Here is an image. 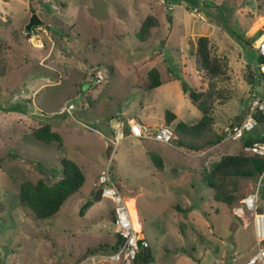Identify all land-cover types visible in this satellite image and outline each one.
Masks as SVG:
<instances>
[{
    "label": "rangeland",
    "instance_id": "obj_1",
    "mask_svg": "<svg viewBox=\"0 0 264 264\" xmlns=\"http://www.w3.org/2000/svg\"><path fill=\"white\" fill-rule=\"evenodd\" d=\"M32 14L42 24L26 30ZM148 15L157 24L140 40L136 33ZM260 31L264 0H0V59L5 63L0 76V264L103 260L116 239L113 203L107 198L95 202L93 194L112 138L110 117L156 126L169 110L177 117L171 127L177 120L197 122L202 113L180 86L207 88L195 54L200 35L210 39L211 55L226 65L211 111L214 132L222 140L192 151L175 139L167 145L123 138L114 154L113 180L151 251L149 264H244L257 246L254 211L242 199L256 193L257 208L264 212V177L222 180L220 191L231 197L229 202L215 199L200 178L221 155H246L244 139L264 137V121L239 140L223 131L244 116L253 96L264 97L255 50ZM152 67L161 85L144 90L141 84ZM70 103L74 109L67 110ZM38 122L51 124L61 144L27 135ZM152 154L161 157L162 169L153 165ZM62 158L81 168L85 182L54 217L34 219L17 203L18 185L57 180Z\"/></svg>",
    "mask_w": 264,
    "mask_h": 264
},
{
    "label": "trees",
    "instance_id": "obj_2",
    "mask_svg": "<svg viewBox=\"0 0 264 264\" xmlns=\"http://www.w3.org/2000/svg\"><path fill=\"white\" fill-rule=\"evenodd\" d=\"M157 24L156 19L148 15L142 21L136 36L140 40H145L149 35V30ZM262 34L260 31L255 39ZM264 34V33H263ZM262 34V35H263ZM260 36V39L263 36ZM239 38V37H238ZM195 54L200 68L204 71L208 78V85L205 90L199 91L194 88L187 87L181 83V91L187 94V97L192 105L199 109L202 113L200 119L188 124L182 120H177L172 126L175 140L178 145L192 151H199L202 148L217 144L222 140V137L214 132L213 117L211 116L212 103L217 99L216 81L219 78L226 76V65L218 58L211 55L210 39L206 35H200L196 39ZM256 61H261L256 54ZM111 73L110 66H107ZM5 72V63L0 59V76ZM161 85L159 71L152 67L147 71L146 77L141 86L144 90H150ZM176 114L172 111H164V123L171 126L176 120ZM258 123L264 121V115L256 114ZM33 139L42 143L56 142L61 144L62 137L57 130L53 129L49 123H40L38 126L31 128L27 133ZM199 141V142H198ZM255 141L264 142V137L261 139H249L245 141V145H250ZM223 154L214 163L211 169L201 176V181L209 188L214 190V198L229 202V196H224L220 189L222 180L229 177L240 178H255L259 175L264 177V156H256L251 154ZM150 160L153 165L158 168H163V161L159 155L152 154ZM3 159L0 158V164ZM61 177L55 181H45L42 178L35 181L23 180L19 183L16 192L17 203L27 208L34 219L44 220L54 217L63 203L74 193L78 192L85 182V176L81 168L71 159H60ZM87 203L80 207L79 214H82ZM178 210H181L179 205H175ZM263 211L257 208V213ZM113 220V217H112ZM120 242L119 237L112 245L109 251L117 248ZM147 255L145 260L142 259V251L136 256L133 264H149L152 261V254L148 247H145Z\"/></svg>",
    "mask_w": 264,
    "mask_h": 264
},
{
    "label": "built area",
    "instance_id": "obj_3",
    "mask_svg": "<svg viewBox=\"0 0 264 264\" xmlns=\"http://www.w3.org/2000/svg\"><path fill=\"white\" fill-rule=\"evenodd\" d=\"M194 11L197 12L196 8ZM255 50L261 60L258 62L259 73L264 75V38L256 42ZM73 108L74 105L71 103L67 106V110ZM257 113L264 115V97H252L243 119L239 123L223 128L226 137L231 140H239L245 133L252 131L258 124ZM111 121H113L112 138L109 139V144L106 146L105 166L98 174L95 187L100 189L102 198L110 199L113 203L112 223L115 235L119 237L120 242L115 250L102 255L103 260L98 264H133L136 256L144 251L146 240L140 235L139 227L135 226L128 207L114 183L112 170L114 154L120 140L126 137L151 139L169 145L175 136L172 127L165 123L150 126L131 118L124 120L119 115H114ZM242 150L251 155L264 156V142L255 141L250 145H243ZM249 196L252 197L250 205L247 204L246 198ZM256 196V193L250 194L242 199L243 206L254 211L253 233L257 246L256 251L246 259L244 264H264V248L262 246L264 242V218H262L264 212L257 213ZM239 211L243 212V208L240 207Z\"/></svg>",
    "mask_w": 264,
    "mask_h": 264
},
{
    "label": "water",
    "instance_id": "obj_4",
    "mask_svg": "<svg viewBox=\"0 0 264 264\" xmlns=\"http://www.w3.org/2000/svg\"><path fill=\"white\" fill-rule=\"evenodd\" d=\"M42 24V20L36 15V14H32V16L30 17L28 23L25 25L26 30H31L32 27L34 26H38ZM54 29V28H53ZM101 191L99 188L95 189L94 194H93V200L95 202L100 201L101 200ZM147 255L146 250H144L142 252V259L145 260Z\"/></svg>",
    "mask_w": 264,
    "mask_h": 264
},
{
    "label": "crops",
    "instance_id": "obj_5",
    "mask_svg": "<svg viewBox=\"0 0 264 264\" xmlns=\"http://www.w3.org/2000/svg\"><path fill=\"white\" fill-rule=\"evenodd\" d=\"M262 38H263V37H262ZM262 38H261V39H262ZM261 39H259V41H260ZM186 95H187V94H186ZM73 109H74V108H73ZM70 110H72V109H70ZM244 115H245V114H244ZM24 116H25V115H24ZM112 117H113V116L110 117V120H111ZM243 117H244V116H242V118H241L239 121H237L236 123H239V122L243 119ZM27 118H32V114L28 113V114H27ZM236 123H233V124H236ZM39 124H40V122H38V124H37L36 126H38ZM50 125H51V124H50ZM36 126H34V127H36ZM34 127H33V128H34ZM51 127H52V126H51ZM52 128H53V127H52ZM53 129H54V128H53ZM27 135H28V134H27ZM249 139H251V138H246V139H244V143H245L246 140H249ZM244 145H245V144H244ZM60 177H61V176H60ZM45 181H46V180H45Z\"/></svg>",
    "mask_w": 264,
    "mask_h": 264
},
{
    "label": "bare ground",
    "instance_id": "obj_6",
    "mask_svg": "<svg viewBox=\"0 0 264 264\" xmlns=\"http://www.w3.org/2000/svg\"><path fill=\"white\" fill-rule=\"evenodd\" d=\"M263 38H264V37H263ZM263 38H262V39H263ZM262 39H261V40H262ZM261 40H260V41H261ZM246 198H247V204L250 205V200L252 199V197L249 196V197H246ZM131 218H132V217H131ZM262 218H264V215H263ZM132 220H133V219H132ZM133 221H134V220H133ZM259 221L261 222V219H259ZM260 222H259V223H260ZM134 223H135V221H134ZM135 226H136V227H139L138 224H136V223H135Z\"/></svg>",
    "mask_w": 264,
    "mask_h": 264
}]
</instances>
